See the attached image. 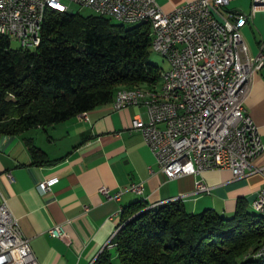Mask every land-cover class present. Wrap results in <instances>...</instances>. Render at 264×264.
I'll list each match as a JSON object with an SVG mask.
<instances>
[{"label": "built area", "instance_id": "2783aa9c", "mask_svg": "<svg viewBox=\"0 0 264 264\" xmlns=\"http://www.w3.org/2000/svg\"><path fill=\"white\" fill-rule=\"evenodd\" d=\"M230 2L190 0L164 12L154 0H0V35L22 50H33L41 43L39 12L72 11L70 4L123 25L149 23L155 35L154 52L169 64L163 90L166 101L128 97L114 100V110L144 108L146 119L135 114L131 128L142 135L167 180L207 170H228L239 179L261 172L252 163L263 153L264 141L244 102L254 74L264 68V40L258 53L251 55L240 30L256 13L264 15V0H250L248 15L228 10ZM33 30H40V37H33ZM174 89H182V97H175ZM6 177L14 181L11 173ZM56 181L43 180L37 190L46 194ZM125 190L141 195L143 186L130 184ZM210 191L203 181L195 182L194 194ZM99 192L107 200L121 194L112 195L105 188ZM252 208L264 214V185ZM48 234L69 243L61 226L50 228ZM0 264H39L4 200L0 203Z\"/></svg>", "mask_w": 264, "mask_h": 264}, {"label": "trees", "instance_id": "16d2710c", "mask_svg": "<svg viewBox=\"0 0 264 264\" xmlns=\"http://www.w3.org/2000/svg\"><path fill=\"white\" fill-rule=\"evenodd\" d=\"M152 39L149 23L51 10L33 50L12 48L0 35V134L64 122L112 103L120 88H155L162 71L148 62ZM26 144L33 164L48 162ZM263 243L264 216L241 200L230 217L191 214L180 200L135 202L93 264H264L256 256Z\"/></svg>", "mask_w": 264, "mask_h": 264}, {"label": "crops", "instance_id": "0c3cea01", "mask_svg": "<svg viewBox=\"0 0 264 264\" xmlns=\"http://www.w3.org/2000/svg\"><path fill=\"white\" fill-rule=\"evenodd\" d=\"M154 1L170 12L190 0ZM246 25L242 29L247 46L250 54L256 55L264 40V26L253 19ZM244 108L264 141V68L254 74ZM137 113L146 119L143 107L116 111L109 103L86 112L85 118L78 115L18 135L0 134V203L4 200L17 219L39 264H93L102 250L110 248L122 210L135 202L154 207L180 200L191 214L211 210L222 217L234 214L238 200L245 203L247 211L252 208L264 185V150L252 163L261 172L243 178H233L228 170H207L198 176L167 180L142 135L131 128ZM27 141L40 149L48 162L33 164ZM7 173L12 174L13 182ZM51 178L56 183L40 194L38 183ZM198 180L211 188L209 195L194 194ZM137 183L143 186L141 195L125 190ZM100 188L121 194L107 200ZM54 226L63 228L69 243L48 234Z\"/></svg>", "mask_w": 264, "mask_h": 264}, {"label": "bare ground", "instance_id": "6f19581e", "mask_svg": "<svg viewBox=\"0 0 264 264\" xmlns=\"http://www.w3.org/2000/svg\"><path fill=\"white\" fill-rule=\"evenodd\" d=\"M51 11H58V12H64L63 8H53L49 9ZM46 16V12H39V24L44 23V19ZM126 26H132V25H126ZM33 37H40V30H33ZM152 44H151V50L155 51V35L154 31H152ZM167 70L162 71L161 73V78H160V88L158 86V89H145V88H134V89H124L120 88L116 90V93L113 98V107H114V100H121V99H126L128 97H135V96H148V99L151 102H163L166 101V94L163 93V90L165 88V76H166ZM157 88V87H156ZM174 96L175 97H182V89H174ZM85 114V113H84ZM260 212V211H259ZM261 215L264 216L260 212ZM264 255V243L258 250L256 256H263Z\"/></svg>", "mask_w": 264, "mask_h": 264}, {"label": "rangeland", "instance_id": "374dc122", "mask_svg": "<svg viewBox=\"0 0 264 264\" xmlns=\"http://www.w3.org/2000/svg\"><path fill=\"white\" fill-rule=\"evenodd\" d=\"M250 4H251L250 0H235V1L230 2V4L228 5V10L237 11V12H240L244 15H248V13L250 11ZM69 7L74 13H79L81 15L94 14L89 9L79 8V7L72 5V4H70ZM253 20H255V22L259 26H264V15L262 13H256ZM113 22L117 23L115 21H113ZM245 27H248V25H246ZM240 33H241L245 43L248 45V38L244 34V30L241 29ZM11 47L12 48H19L18 44L16 42H11ZM148 62L152 65L157 66L163 72L166 71L169 67L167 60L164 57H162L159 53H156L152 50L150 51ZM158 86L160 88V84H158L157 86H155V89L159 90ZM248 212L251 214H259L257 209H253L250 207L248 208ZM115 264H119V263L116 261Z\"/></svg>", "mask_w": 264, "mask_h": 264}]
</instances>
